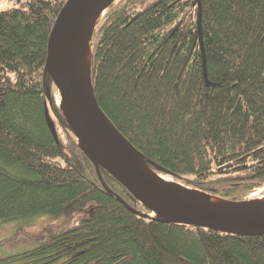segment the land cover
<instances>
[{
    "label": "trees",
    "instance_id": "1",
    "mask_svg": "<svg viewBox=\"0 0 264 264\" xmlns=\"http://www.w3.org/2000/svg\"><path fill=\"white\" fill-rule=\"evenodd\" d=\"M0 11V223L39 220L0 264H264V236L165 223L79 147L46 98L51 29L66 0ZM118 0L94 27L99 107L177 184L229 202L264 188V0ZM46 112L58 141L51 134ZM123 200L137 214L128 211ZM26 225V226H25Z\"/></svg>",
    "mask_w": 264,
    "mask_h": 264
},
{
    "label": "water",
    "instance_id": "2",
    "mask_svg": "<svg viewBox=\"0 0 264 264\" xmlns=\"http://www.w3.org/2000/svg\"><path fill=\"white\" fill-rule=\"evenodd\" d=\"M87 1L66 0L60 9L48 39L45 70L59 93L64 109L59 108L64 114L67 125L70 126L75 134L81 150L95 165L101 184L104 185L98 167L105 169L116 182L123 186L136 201L145 206L151 214L157 215V217L148 215L147 217L149 218H155L165 223L199 227L240 237L264 236V213L256 209H244V206L250 204L251 201L238 203L225 201L234 206L225 211L216 210L210 202L198 199L188 193V190L196 191V189L187 188L183 185L182 188L180 184L167 181L155 174L149 168V165L169 175L166 170L156 164L146 162L142 154L119 133L96 102L91 83L90 89H86L80 84L73 68V60L78 57L84 43L81 46L80 43H75L63 50L59 47V38L71 20L77 22L78 32L84 37V17ZM196 1V26L199 47L203 57V78L207 86H213L207 80L206 67L204 65L205 57L203 44H201V4L200 0ZM88 71L90 81V67ZM46 98L49 102L51 101L49 87H46ZM46 121L52 136L58 141L54 125L47 112ZM80 121L88 124L90 131L101 143V151L98 153V158L101 162H98L96 155L85 139L83 140L86 151L81 147L79 143L81 137L77 135L76 129ZM118 201L128 211L137 214L123 200L118 199ZM234 213L235 215H231ZM163 215L165 217H162Z\"/></svg>",
    "mask_w": 264,
    "mask_h": 264
},
{
    "label": "bare ground",
    "instance_id": "3",
    "mask_svg": "<svg viewBox=\"0 0 264 264\" xmlns=\"http://www.w3.org/2000/svg\"><path fill=\"white\" fill-rule=\"evenodd\" d=\"M115 1L116 0H88L84 17V37L81 36L78 32L77 22L75 20H71V22H69V24L66 26L59 38V47L63 50L67 49L71 45H74L75 43H80V46L82 45V43H84L78 57L73 60V68L77 78L80 81V84L86 89H90L88 70L90 67L92 52L91 35L94 29L93 27H95L96 23L101 19L103 14ZM57 104L62 109H64L60 99L57 100ZM76 129L78 133L77 135L81 137L79 139L81 147L86 151L84 144L85 142L83 140L85 139L86 143L91 147L92 151L96 155V159L98 160V162H101L98 158V153L101 151V143H99L96 136L90 131L88 124H85L83 121H80L77 124ZM188 193L198 199L210 202L216 210L225 211L234 206L229 202L220 201L219 199H216L214 197L209 196L208 194L206 195L199 191L196 192L195 190H188ZM244 209H256L257 211H262V213H264V196H261V198L259 197L251 201L250 204L244 206ZM231 215H235V213ZM162 217H165V215H163Z\"/></svg>",
    "mask_w": 264,
    "mask_h": 264
},
{
    "label": "rangeland",
    "instance_id": "4",
    "mask_svg": "<svg viewBox=\"0 0 264 264\" xmlns=\"http://www.w3.org/2000/svg\"><path fill=\"white\" fill-rule=\"evenodd\" d=\"M117 1L118 0H116L111 6L116 4ZM13 6H16L13 1L0 0V11L11 8ZM105 13L103 14V16L105 15ZM49 88L51 94L54 97L55 104L59 108L60 106L57 104V100L60 99L59 93L54 87V84L50 85ZM163 178L167 181L173 182L169 177ZM261 196H264V188H261L260 190H257L254 193L250 194L247 197V201H253L259 197L261 198ZM150 216L156 217L153 213L150 214ZM39 220L32 222L30 225H25L26 228L21 227V229H19L20 226L16 222L0 223V260L11 257L13 255H18L28 249L33 248L36 245V239L38 238L37 233H39V230L37 231L36 229V225L39 224Z\"/></svg>",
    "mask_w": 264,
    "mask_h": 264
}]
</instances>
